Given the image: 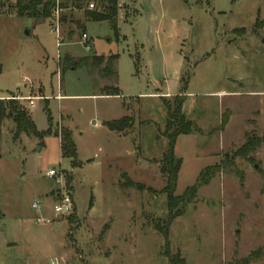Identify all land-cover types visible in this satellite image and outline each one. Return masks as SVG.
I'll return each instance as SVG.
<instances>
[{
    "label": "rangeland",
    "instance_id": "rangeland-1",
    "mask_svg": "<svg viewBox=\"0 0 264 264\" xmlns=\"http://www.w3.org/2000/svg\"><path fill=\"white\" fill-rule=\"evenodd\" d=\"M84 12L35 22L0 0V101H15L45 133L15 138L12 120L0 122V264H264V145L199 188L166 236L159 172L164 102L173 109L182 99L195 129L175 142L176 197L246 134L262 135L264 0H118L116 37ZM65 55H116V79L88 67L63 72ZM105 87L120 96L100 97ZM123 118L133 126L122 135L105 127ZM61 131L78 166L62 156ZM128 181L139 188H123ZM64 195L72 213L57 217L52 206Z\"/></svg>",
    "mask_w": 264,
    "mask_h": 264
},
{
    "label": "trees",
    "instance_id": "trees-1",
    "mask_svg": "<svg viewBox=\"0 0 264 264\" xmlns=\"http://www.w3.org/2000/svg\"><path fill=\"white\" fill-rule=\"evenodd\" d=\"M57 0H15L16 16L18 18H27L34 20L35 22L47 21L52 18L56 10H83L85 8L84 15L86 18L95 23L107 22L115 37L118 35L116 26L117 14H118V0H61V3L56 4ZM94 2L97 9L94 11H88V5ZM93 5V4H92ZM94 7V5H93ZM66 20L64 15L60 16L59 23H63ZM118 60L116 55H110L108 57L102 56H87L81 58H73L71 55H65L60 61L59 66L62 71L75 70L82 67H88L92 72H98V75L103 79H116L115 62ZM100 96L106 97H118L120 91L115 87H105L101 90ZM167 108V119L165 123L164 137L168 141V147L166 152L162 155L159 163L160 175L165 179L166 185L162 189V193L166 196L167 206V223L163 230L159 228L165 236L167 229L171 222L176 218L182 216L184 209L187 205L194 202L196 192L199 188L207 186L212 179L220 174L225 167L234 169V161L236 158H240L251 162V155L254 154L261 146L264 145V131L261 136H256L253 133L246 134L243 145L230 156H224L222 163L220 162L216 166L208 167L200 171L196 183L191 188L184 191L181 196H174L177 176L181 166V160L174 156V146L176 139L181 135H190L195 132L192 124L185 120L181 113L182 99H175L173 103V109L168 103H165ZM12 120L15 131L14 137L18 138L20 135L26 137L42 138L45 133H39L29 113L22 107H19L15 101H11L6 106L0 101V122L3 119ZM48 123L51 124V118L49 113L47 115ZM133 126V122L130 119H120L115 122L105 124V127L117 134H122L126 130H129ZM60 149L62 156L70 157L73 159V165L78 166L75 159L74 146L71 143L69 135L65 131L60 132ZM123 188H139L137 184L128 181L122 185Z\"/></svg>",
    "mask_w": 264,
    "mask_h": 264
},
{
    "label": "built area",
    "instance_id": "built-area-1",
    "mask_svg": "<svg viewBox=\"0 0 264 264\" xmlns=\"http://www.w3.org/2000/svg\"><path fill=\"white\" fill-rule=\"evenodd\" d=\"M89 8L90 9H93V5L90 4L89 5ZM59 14V10H56L55 12V15L58 16ZM56 24V27L55 28H52L50 33L52 34H55V37H56V45H57V48L59 49L62 44H61V41L59 39V35H58V22L55 23ZM81 45L83 46V49L86 51V52H89V46L87 44V36L86 34H83L82 35V43ZM27 101L29 102L30 106H34L33 105V100L32 98H27ZM56 172L55 170H50L47 172L46 176L47 178L49 179H53L56 177ZM32 209L34 210H37L38 209V205L37 204H33L32 205ZM72 209H73V201H72V198L68 195H64L62 196L53 206H52V210H53V213L55 216L59 217V216H68L72 213ZM50 264H57V259H53Z\"/></svg>",
    "mask_w": 264,
    "mask_h": 264
},
{
    "label": "crops",
    "instance_id": "crops-1",
    "mask_svg": "<svg viewBox=\"0 0 264 264\" xmlns=\"http://www.w3.org/2000/svg\"><path fill=\"white\" fill-rule=\"evenodd\" d=\"M100 97H106V96H100ZM122 135V134H121Z\"/></svg>",
    "mask_w": 264,
    "mask_h": 264
},
{
    "label": "water",
    "instance_id": "water-1",
    "mask_svg": "<svg viewBox=\"0 0 264 264\" xmlns=\"http://www.w3.org/2000/svg\"><path fill=\"white\" fill-rule=\"evenodd\" d=\"M255 168H257V167H255Z\"/></svg>",
    "mask_w": 264,
    "mask_h": 264
}]
</instances>
